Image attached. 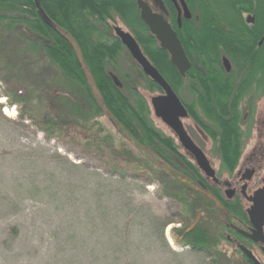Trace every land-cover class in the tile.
Segmentation results:
<instances>
[{
    "label": "rangeland",
    "instance_id": "obj_1",
    "mask_svg": "<svg viewBox=\"0 0 264 264\" xmlns=\"http://www.w3.org/2000/svg\"><path fill=\"white\" fill-rule=\"evenodd\" d=\"M115 18L113 26L127 29ZM8 44L0 52V264H212L181 238V231L202 217L219 237L213 252L220 264H250L237 243L228 239L235 236L225 226L226 217L234 224L235 216L225 214L224 206H216L212 217L197 211L198 206L187 209L174 196L177 187L169 184L170 175L178 180L181 175L169 172L110 114L84 120L58 97H74L73 83L44 56L27 46L19 54L14 39ZM10 49L15 54H9ZM124 49L118 57L120 78L129 76L151 104L161 92L147 88L146 74ZM8 79L20 86L18 94L25 98L16 102L13 94L6 97ZM94 93L99 99L95 89ZM191 94L186 88L182 97L193 103ZM260 96L256 102L257 96L250 93L240 103L242 151L264 144L258 129L264 123V93ZM5 106L15 114L5 115ZM28 111L38 121L26 120ZM48 115L57 120V129L49 134L40 127ZM151 117L163 133L176 138L155 112ZM187 123L193 126L191 119ZM197 140L223 176L234 171L221 162L218 142ZM179 151L189 155L182 146ZM188 202L194 203L192 198ZM241 242L264 263L258 245Z\"/></svg>",
    "mask_w": 264,
    "mask_h": 264
},
{
    "label": "trees",
    "instance_id": "obj_2",
    "mask_svg": "<svg viewBox=\"0 0 264 264\" xmlns=\"http://www.w3.org/2000/svg\"><path fill=\"white\" fill-rule=\"evenodd\" d=\"M246 1L220 0L219 4L206 2L205 4L211 7L208 6L210 10H205L201 14V20L202 22L221 21L227 23L229 27H234L238 18L235 12L237 5ZM254 1L257 2L258 16H264V0ZM116 16L121 19L128 31H131L147 58L178 94L186 88L194 92L196 81L201 82L202 88H207L206 92L199 95L200 105L204 108L207 119L215 123L212 134L214 140L218 142L221 162L229 170L235 169L243 147L240 101L249 92L248 87L254 80L251 78L254 73L251 71L249 74L241 75L232 72L228 74L227 79H224L218 76V73H209V70L213 69V59L209 57L206 59L204 56L198 62L206 66L205 71L207 70L208 75H215L209 76L212 79L209 83L206 84L202 76H195L191 70L188 71L187 77H182L171 63L169 53L160 48L157 38L140 17L137 0H0V52L3 53V49L6 50L9 46V40L14 39L18 43L19 54H24L20 50H26L25 46H27L29 51L47 58L48 62L62 73L65 80L73 83L76 88L73 91L74 97L67 93L62 94L64 97L58 95L64 104L73 105L75 111L82 115L84 120H91L95 114L102 115L104 112L110 114L138 144L149 148L158 156L163 164L167 165L169 172L171 170L172 173L181 175L179 180H171L174 175H170L169 184L177 187L174 196L182 199L187 209L191 210L195 206L194 203L190 204L188 199L195 192L191 193V187L184 180L185 167L177 161L179 158L184 163L187 162L186 155L179 151L181 144L177 143V138L163 133L157 127L151 117L153 113L151 104L142 95L138 85L127 75L120 78L117 68L118 57L125 47L114 32L112 22L116 21ZM171 21L175 23L174 17ZM190 23L193 21L184 20L183 28H178L174 24L186 50L190 48L189 33L195 37L202 49L204 44L208 46L212 39L220 36L217 29L204 28L202 31L196 28L190 29ZM207 46L204 54H213L212 49ZM12 52L10 49L9 54ZM224 52L233 61L240 56L231 49ZM259 54V62L250 65L255 72L260 67L264 79L263 46L260 47ZM215 55H219V51ZM114 73L120 78V84L115 81ZM144 79L148 89L162 92L157 82L147 75ZM7 83L10 85L6 93L8 99L11 94L14 95L16 102H19L20 98H25L18 94L20 86L12 79H8ZM261 86L258 91L264 93V83ZM59 116L62 120L65 119L61 113ZM24 118L31 121L39 119L31 111H28ZM56 121L52 116H46L44 124L40 125L42 131L48 134L54 132L57 129ZM168 154L169 156L172 154V157H167ZM187 164L190 168H195L192 163ZM166 195L169 196L170 193ZM197 197L200 198V195ZM245 205L240 201L222 202L227 212L247 224ZM214 208L216 205H208L205 201L202 203V211L209 217H212ZM204 219L202 217L191 229L181 231L182 242L192 251L204 254L212 264H220L217 252H213L214 242L219 237ZM247 259L253 264L248 257Z\"/></svg>",
    "mask_w": 264,
    "mask_h": 264
},
{
    "label": "flooded vegetation",
    "instance_id": "obj_3",
    "mask_svg": "<svg viewBox=\"0 0 264 264\" xmlns=\"http://www.w3.org/2000/svg\"><path fill=\"white\" fill-rule=\"evenodd\" d=\"M150 6H152L153 10L159 14L165 16V18L169 21L171 26L177 32L176 27L174 24L178 26V28H183V21H193L190 23L189 28L191 29H199L202 31L204 28L206 30H215L217 29L220 36L216 37V39H212L207 45H203L204 48L202 49L195 37L189 33L188 36L190 37V48L188 50L185 49L187 57L191 62L190 70L192 73L198 77H203L206 81V84L209 83L212 79L209 76L215 75H208L207 70L205 71V67L203 63L198 62L204 56L206 59L209 57L212 58V67L213 69L209 70V73L219 74L218 76L227 79L228 74L235 72V74L240 73L241 75L249 74L251 71L254 73L251 78H254L253 82L249 84V92L245 95H249L250 93H254L256 98H253L254 101H258V98L261 99L260 96L262 93L258 91L262 83H264L263 75H261L260 67L256 70L250 65L251 63H257L260 59V47H264V16H258V6L257 2L254 0H247L245 3H241L237 5L235 12L237 13V19L235 21L234 27H229L227 23L221 21L215 22H202L201 14L204 13L205 10H210L208 6L209 3L219 4L221 3L220 0H200L199 2H193L192 0H185V3L188 6L189 12L191 14L190 18H187L185 15L184 7L181 4L180 0H177V3L180 6V10L175 4L174 0H146ZM208 4H205V3ZM163 5L166 9L163 8ZM172 17H174V22L171 21ZM181 18V25H178V19ZM240 17V18H239ZM182 43V42H181ZM160 46V45H159ZM183 46V44H182ZM206 46L211 48L213 54L207 55L205 52ZM184 47V46H183ZM185 48V47H184ZM227 49H231L235 51V54H239L240 56L238 59L233 61L231 57L225 54L224 51ZM219 51V55H215V53ZM263 53V52H262ZM215 56V57H214ZM227 61V62H226ZM230 67V69H229ZM178 69V68H177ZM179 71V70H178ZM180 73V72H179ZM188 73V72H187ZM187 73L185 77H187ZM184 77V78H185ZM250 78V79H251ZM196 93L195 91L192 92V100L193 103H189L185 101L182 97V92H179L178 97L182 100L183 105L188 110V115L186 118H183L182 121L184 122V127L186 132L189 133L192 140L202 148V145L198 142V138L200 142H209L214 141L213 130H215V123L212 120L207 119L205 114L204 108L200 105L199 102V95L200 93L206 92L207 88L201 87V82L196 81ZM161 92L160 94H162ZM261 93V94H260ZM244 96V97H245ZM244 100L246 99L243 98ZM241 99L240 103L243 101ZM187 119H191L193 121V126L186 124ZM193 127V131H190V128ZM261 134H264V123L258 128ZM218 139V137H217ZM263 144V142H262ZM259 149H252L250 152L242 151V154L239 158V163L234 169L233 172L223 176L221 173L222 169L216 170L215 162L211 160V153L206 154L208 157L209 162L212 164V167L215 170L216 178L213 176H208L196 163L194 156L185 151L188 156H185L187 162H183L181 159H177L179 164L185 167V174L186 179H184L188 185L191 187V194L193 195L191 198L194 201L193 206L197 207V211H202V203L204 201L211 202L213 205L217 207H223L222 202L228 201H240L243 202L245 205V213L247 214V224L243 223L238 217L237 223H232L230 217H226L225 226L230 230L231 234L235 236L233 238L231 235H228V239L230 241L236 242L238 247L243 245L245 247H249L244 245L242 241H247L252 245H258L262 251V246L258 242H254L247 236H243L240 234L233 226L237 225L243 230L250 231L252 227L250 222V215L248 214V209L252 206V202L250 201L249 197L254 196V192L264 188V144L258 147ZM204 151V148H202ZM221 158V152H220ZM192 163L194 165V169L190 168L187 163ZM174 179L171 177V180ZM175 180V179H174ZM218 194V195H216ZM200 195V198L197 196ZM221 198H219V197ZM190 198V199H191ZM189 199V200H190ZM203 212V211H202ZM225 214L229 213L224 211ZM198 213V212H197ZM230 214V213H229ZM231 215V214H230ZM234 218L233 215H231ZM230 219V220H229ZM197 223V222H196ZM194 223V225L196 224ZM192 225V227L194 226ZM191 227V228H192ZM189 228V229H191ZM186 229V230H189ZM240 249V247H239ZM251 249V248H250ZM241 250V249H240ZM242 251V250H241ZM263 253V251H262ZM264 256V254H263Z\"/></svg>",
    "mask_w": 264,
    "mask_h": 264
},
{
    "label": "water",
    "instance_id": "obj_4",
    "mask_svg": "<svg viewBox=\"0 0 264 264\" xmlns=\"http://www.w3.org/2000/svg\"><path fill=\"white\" fill-rule=\"evenodd\" d=\"M174 2L180 10L177 0H174ZM180 2L184 7L186 17L190 18L191 14L185 0H180ZM137 6L140 11V17L146 26L149 27L150 32L157 38L160 48L165 49L169 53L171 63L178 68L180 75L185 77L187 71L190 70L191 62L189 57H187L185 48L182 46L181 40L174 27L171 26L165 16L155 12L152 6H150L145 0H137ZM163 8L165 9L164 5ZM178 25H181L180 17L178 19ZM114 28L115 35L118 39H121L123 45L128 49L144 73L150 77L151 80L157 82L163 91L162 94L155 95L150 100L156 116L175 132L179 142L187 152L194 156L199 167L207 173L208 176H213L217 180L215 170L209 162L206 153L192 140L189 133L186 132L182 119L187 117L188 110L183 105L182 100L179 99L176 91L173 90L170 83L165 77H163L159 69H157L150 59L147 58L143 48L140 47V44L134 35L120 25L114 26ZM114 78L115 81L120 84L117 77L114 76ZM254 193V196L249 197L250 201L253 203L248 209L252 225L250 231L243 230L236 225L231 226L243 236L249 237L255 243H261L264 254V188H261ZM239 247L254 264H263L248 247L243 245Z\"/></svg>",
    "mask_w": 264,
    "mask_h": 264
},
{
    "label": "bare ground",
    "instance_id": "obj_5",
    "mask_svg": "<svg viewBox=\"0 0 264 264\" xmlns=\"http://www.w3.org/2000/svg\"><path fill=\"white\" fill-rule=\"evenodd\" d=\"M5 100H6V98H2L1 102L4 103ZM4 114L7 115V116H13L15 114V111H14V109L8 108L7 106H5L4 107ZM168 228L171 229L172 225L170 224V226Z\"/></svg>",
    "mask_w": 264,
    "mask_h": 264
}]
</instances>
